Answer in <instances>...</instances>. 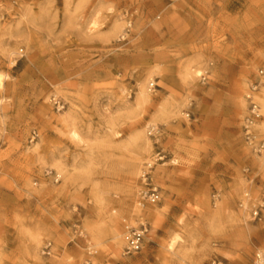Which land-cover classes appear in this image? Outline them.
I'll use <instances>...</instances> for the list:
<instances>
[{"label":"rangeland","instance_id":"374dc122","mask_svg":"<svg viewBox=\"0 0 264 264\" xmlns=\"http://www.w3.org/2000/svg\"><path fill=\"white\" fill-rule=\"evenodd\" d=\"M263 65L264 0H0V264H252Z\"/></svg>","mask_w":264,"mask_h":264},{"label":"built area","instance_id":"2783aa9c","mask_svg":"<svg viewBox=\"0 0 264 264\" xmlns=\"http://www.w3.org/2000/svg\"><path fill=\"white\" fill-rule=\"evenodd\" d=\"M206 77L203 76V81H205ZM262 80H264V65L257 71V80L256 84L251 87L252 92H257L258 87L262 84ZM249 104V114L244 119V138L248 145L252 146L257 152H261L264 150V139L260 141H256L257 129L255 126L258 122H260L262 115L260 114L258 105L252 101L251 97ZM140 205L144 206L145 204H156L160 201L159 192L155 188L144 189L139 194ZM257 213H255L256 215ZM148 225L146 223H140L138 226H125V232L123 235L124 247H123V255L124 256H133L140 253L144 248L145 239L148 234ZM79 237H83L82 232H78ZM87 251L89 255L94 254V250L91 246L90 242H87ZM45 254L48 256L51 254L52 246L50 243L46 244ZM83 264H91L90 261H85ZM252 264H264V250H257Z\"/></svg>","mask_w":264,"mask_h":264},{"label":"bare ground","instance_id":"6f19581e","mask_svg":"<svg viewBox=\"0 0 264 264\" xmlns=\"http://www.w3.org/2000/svg\"><path fill=\"white\" fill-rule=\"evenodd\" d=\"M190 70H191V69L187 70V74H186V75H189V76H192V75H194V76H199V75H200L199 71H195V72H194V71H190ZM263 89H264V87H263ZM144 95H145V90L142 89V90L140 91V98L143 97ZM259 103H260V105H261V107H262V110H263V112H264V97H263V98H259ZM151 214L154 215L155 213L152 211ZM113 239L116 240V242H117L118 245L123 244L122 236H121L120 233H118V231L114 232V237H113Z\"/></svg>","mask_w":264,"mask_h":264}]
</instances>
